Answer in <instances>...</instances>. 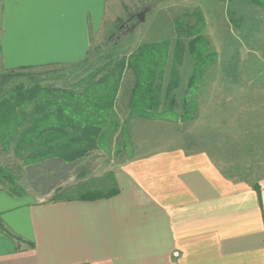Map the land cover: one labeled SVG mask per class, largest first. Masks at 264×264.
<instances>
[{
    "label": "crops",
    "instance_id": "crops-1",
    "mask_svg": "<svg viewBox=\"0 0 264 264\" xmlns=\"http://www.w3.org/2000/svg\"><path fill=\"white\" fill-rule=\"evenodd\" d=\"M105 14L106 0H4L0 66L78 64ZM121 156L110 171L71 177L69 189L117 190L111 198L0 189L12 234L0 229V264H264V179L260 191L230 180L206 153Z\"/></svg>",
    "mask_w": 264,
    "mask_h": 264
},
{
    "label": "rangeland",
    "instance_id": "rangeland-1",
    "mask_svg": "<svg viewBox=\"0 0 264 264\" xmlns=\"http://www.w3.org/2000/svg\"><path fill=\"white\" fill-rule=\"evenodd\" d=\"M3 3L4 0H0V37ZM150 7H153L152 11L145 15L143 22H139L138 14ZM196 11L202 12L205 21L203 35L209 40L211 50L219 55L218 62L207 72L198 91V119L175 126L166 121L135 118L131 122L134 148L126 150V154L145 157L160 151L188 149L189 154L206 153L215 164L229 170L242 158L248 159L240 154L243 140L250 138L251 132L257 135L264 126V7L252 0H106L104 24L92 36L91 45L100 48L99 54L103 56L115 40L120 53L134 50L143 43L169 41L170 51L166 58H162L167 61L165 80L167 82L173 62H176L178 75L175 77L181 85L175 94L178 105H182L181 96L192 72V60L187 52L179 61L182 63H177L174 55L179 38L176 25L177 19L187 22V26L195 24L191 14ZM87 69L84 66L77 70L49 66L31 73L44 72L47 84L64 86L76 82V77ZM1 70H4L2 66ZM133 82L132 73L126 71L115 108L121 123L129 116L125 99ZM164 106L162 104L158 110L164 111ZM117 137L113 136L108 143L109 155L97 151L85 163L75 166L47 162L28 167L1 150L0 165L9 168L17 177L22 191H15L16 194L23 192L34 198L52 199L79 197L88 193H82L78 188L69 189L77 182L71 179L72 176L80 172L88 176L98 168L101 173L106 169L110 171L124 160V156L115 151ZM59 186L68 189L67 192L60 193L63 188Z\"/></svg>",
    "mask_w": 264,
    "mask_h": 264
},
{
    "label": "trees",
    "instance_id": "trees-1",
    "mask_svg": "<svg viewBox=\"0 0 264 264\" xmlns=\"http://www.w3.org/2000/svg\"><path fill=\"white\" fill-rule=\"evenodd\" d=\"M252 1L264 7V0ZM191 16L195 24L187 26V22L177 19L176 25L179 38L174 55L177 63H182L179 61L187 52L192 60V72L181 96L182 105H178L175 94L181 85L175 77L178 75L176 62H173L167 82L165 80L167 61L162 58H166L170 51L169 41L143 43L134 50L120 53L115 40L103 56L99 54L100 48L91 45L86 58L78 64L0 71L1 152L12 154L28 167L47 162L75 166L97 151L109 155L108 143L115 135L118 136L116 153L126 154V150H132L131 122L135 118L166 121L175 126L198 119V91L207 72L218 62L219 55L211 50L209 40L203 35L206 25L202 12L196 11ZM49 66L76 70L84 66L88 69L76 77V82L64 86L47 84L44 72L31 73ZM126 71L132 73L134 82L125 99L129 116L121 123L115 108ZM162 104L165 105L164 111L158 110ZM251 134L250 138L243 140L240 152L248 159L242 158L229 170L216 165L230 180L245 182L260 191V182L264 179V126L257 135ZM185 151L189 153L188 149ZM0 189L12 194L22 191L17 177L3 165H0ZM117 193V190L92 192L77 198L94 201L111 198ZM0 229L12 236L1 219Z\"/></svg>",
    "mask_w": 264,
    "mask_h": 264
},
{
    "label": "water",
    "instance_id": "water-1",
    "mask_svg": "<svg viewBox=\"0 0 264 264\" xmlns=\"http://www.w3.org/2000/svg\"><path fill=\"white\" fill-rule=\"evenodd\" d=\"M153 7H156V5ZM153 7L147 8L142 13L138 14L137 18H138L139 22H143L145 20V15L148 12L152 11Z\"/></svg>",
    "mask_w": 264,
    "mask_h": 264
}]
</instances>
